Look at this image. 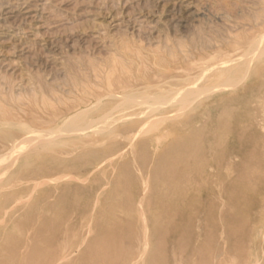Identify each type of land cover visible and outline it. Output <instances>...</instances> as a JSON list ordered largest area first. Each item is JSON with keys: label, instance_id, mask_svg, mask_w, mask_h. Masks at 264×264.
Instances as JSON below:
<instances>
[{"label": "rangeland", "instance_id": "obj_1", "mask_svg": "<svg viewBox=\"0 0 264 264\" xmlns=\"http://www.w3.org/2000/svg\"><path fill=\"white\" fill-rule=\"evenodd\" d=\"M0 264H264V0H0Z\"/></svg>", "mask_w": 264, "mask_h": 264}, {"label": "bare ground", "instance_id": "obj_2", "mask_svg": "<svg viewBox=\"0 0 264 264\" xmlns=\"http://www.w3.org/2000/svg\"><path fill=\"white\" fill-rule=\"evenodd\" d=\"M81 130H83V129H79V131H81ZM77 131H78V130H77ZM75 132H76V131H75ZM75 132H74V133H75ZM8 156H9V155H8ZM4 159H6V158L4 157L2 160H4Z\"/></svg>", "mask_w": 264, "mask_h": 264}]
</instances>
